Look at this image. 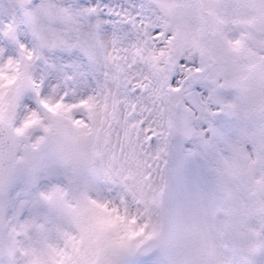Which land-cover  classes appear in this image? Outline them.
<instances>
[{"label": "snow or ice", "instance_id": "snow-or-ice-1", "mask_svg": "<svg viewBox=\"0 0 264 264\" xmlns=\"http://www.w3.org/2000/svg\"><path fill=\"white\" fill-rule=\"evenodd\" d=\"M175 151L203 187L165 209ZM0 264H264V0H0Z\"/></svg>", "mask_w": 264, "mask_h": 264}, {"label": "rangeland", "instance_id": "rangeland-1", "mask_svg": "<svg viewBox=\"0 0 264 264\" xmlns=\"http://www.w3.org/2000/svg\"><path fill=\"white\" fill-rule=\"evenodd\" d=\"M118 2V0H116ZM200 162L190 160L185 152L175 151L168 160V165L165 168L164 178L167 181L168 188L165 191V209L173 214L176 212L178 204L182 199V193L186 186L191 185L195 190V185L199 184L202 188L203 180L201 177L194 175L195 170L198 169ZM7 243L9 251L16 248L25 247L29 241L22 240L20 243H16L11 239H0V251L4 249V244Z\"/></svg>", "mask_w": 264, "mask_h": 264}]
</instances>
